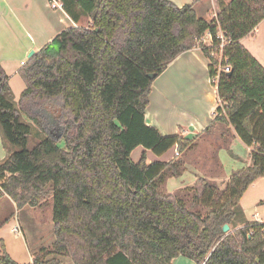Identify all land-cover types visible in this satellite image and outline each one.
I'll return each instance as SVG.
<instances>
[{"label":"trees","instance_id":"obj_1","mask_svg":"<svg viewBox=\"0 0 264 264\" xmlns=\"http://www.w3.org/2000/svg\"><path fill=\"white\" fill-rule=\"evenodd\" d=\"M60 3L74 23L86 17L90 24L63 30L27 60L17 71L25 87L16 105L0 63V137L12 150L0 164V199L17 209L50 199L54 242L46 254L71 264H171L179 256L264 264V223L232 230L243 195L264 178V67L240 43L264 20V0H229L209 22L193 5L167 0ZM206 32L214 45L223 34L230 72H220L218 57L199 43ZM197 47L219 101L200 135L218 130L225 144L217 153L237 136L252 148L251 165L224 188L197 177L183 195L169 194L167 181L182 176L199 135L163 136L146 125L145 110L154 80ZM33 127L42 135L35 143ZM138 147L157 157L175 148L177 156L148 163L143 153L134 163ZM0 244V264H16ZM31 264L60 262L35 257Z\"/></svg>","mask_w":264,"mask_h":264},{"label":"crops","instance_id":"obj_2","mask_svg":"<svg viewBox=\"0 0 264 264\" xmlns=\"http://www.w3.org/2000/svg\"><path fill=\"white\" fill-rule=\"evenodd\" d=\"M47 1L50 3V0H42V9L48 8ZM55 1L60 3V0ZM167 1H170L177 7L191 4L198 17L209 22L216 17L220 7L225 5L229 0ZM27 2L28 0H0V63L8 77L7 83H9L10 77H12L9 76L7 70L13 71L14 73L12 75H17V70L26 63L22 59L30 49H33L34 52L39 51L63 30L77 26L82 18H79L78 22L74 23L65 11H59L62 15L59 19L61 27L57 28L59 25H57L54 20L55 24L48 25V31L41 28V32L34 33L35 36L27 33L28 41L25 43L26 45L21 46V36H18L17 33H20L24 23L29 21V16L27 20H25L24 16L21 17L19 13L21 9L19 6L22 5L24 7ZM29 2L33 1L29 0ZM26 8L28 9V6ZM22 12L25 14L30 13L23 10ZM208 13H214V18L207 20L205 15ZM55 14L57 15L58 13ZM35 17L39 21V16L36 15ZM33 20L35 19L33 18ZM88 24H90V22H88ZM263 32L264 20L261 21L248 36L243 38L240 43L264 67V53H259L255 47L256 43L260 40L259 36ZM6 44L8 47H6ZM206 65L207 62L202 57L201 53H197L194 49L182 53L167 66L163 73L159 75L152 84L149 104L145 110V123L147 126L155 127L163 136L181 134L185 138L193 139L201 134L212 122V113L217 102V93L215 88L211 85ZM157 83L159 84L158 86ZM251 149L252 148L244 145L241 140L234 135L228 151L226 149L221 151L228 153L234 161L242 163L241 165L246 168L251 165L249 157ZM173 150H175V148L172 149V152ZM165 155L166 154L161 156L159 161H163L162 157ZM7 156L2 158L0 162L2 163ZM153 161L152 159H147L149 163ZM260 184L264 186V178L256 180L248 190H255ZM245 194L239 203L241 211L235 220L232 230L242 228L248 222L264 223V215L258 212L261 207H248L243 205L242 200ZM6 198L10 204H13L10 198L7 196ZM258 202L263 204L264 200H259ZM261 216L263 218H261ZM171 264L195 263L187 258L179 256L175 258Z\"/></svg>","mask_w":264,"mask_h":264},{"label":"rangeland","instance_id":"obj_3","mask_svg":"<svg viewBox=\"0 0 264 264\" xmlns=\"http://www.w3.org/2000/svg\"><path fill=\"white\" fill-rule=\"evenodd\" d=\"M32 1L33 2H29L28 0L24 7L22 5L19 6L21 9H19L21 17L24 16L25 20H27L29 16V21H27V23L25 22L24 26L21 27V32L17 33L18 36H21V46L26 45L25 43H27L28 41L27 33L35 36L34 33L41 32V28L45 29V31H48V25L55 24L54 20L57 25H59L57 28L61 27L59 24V19L62 15L59 12V9H52L48 1V8L42 9V0ZM27 6L28 9L26 8ZM22 10L28 11L30 13L25 14L24 12H22ZM55 13L58 14L56 15ZM36 15L39 16V21L36 19ZM213 16L214 13H208L205 15V18L207 20H210L211 18H214ZM33 18L35 20H33ZM88 22H90L88 18L82 17L80 22L78 23V26H86L88 25ZM259 37L260 40L256 43L255 47L257 48L259 53H264V32ZM6 47H8L7 44ZM32 51L33 49H30L29 52L24 55L25 57H23L22 59L24 62H27L28 54ZM196 51L200 54V50L197 49ZM205 61L207 62V59H205ZM7 71L9 76H12L10 77V81L8 83L11 90V102L16 105L25 85L18 74L12 75L14 73L13 71ZM158 83L157 86L159 85ZM216 101V105H219L218 98L216 99ZM21 120L29 124L28 119H26L24 116H22ZM32 132V143H35L39 138L42 137V135L35 127H33ZM223 144L225 143H221V140L218 137L217 129H214V131L209 134L199 135L197 138V146L188 153L182 176L178 179H169L165 185L164 191L169 194L181 193L183 195L186 189L188 190L192 188L197 177H206L215 182L218 187L224 188L228 177L234 172H237L238 170L245 167L241 165L242 163L234 161L228 155V153L221 151L223 149L219 151L220 153H217V146ZM229 147L230 144L228 145V148ZM226 150L228 151V149ZM11 151L12 150L10 149V147L5 146L0 137V160L9 155ZM143 153H145L146 160L152 159L154 161H159V159L161 158L155 156L151 151H147L142 147H138L132 152L131 160L134 163H137ZM176 153V149L173 150V152L172 150H170L164 157H162L163 161L161 162L170 161L174 156H177ZM216 154L221 166L212 164V159L215 158L214 156ZM259 200H264V186H262L261 184L255 190H248L242 200V203L243 205L248 207H261L259 208L258 212L264 215V203L260 204L258 202ZM46 203L47 204L43 206V208H31L29 206H25L21 209H17L16 206H14V203L10 204L6 196H3L0 199V241L3 242L6 254L14 263L31 264L32 260L35 257H39L46 261L55 259L59 261L60 264H71V261L68 258L46 254L54 242L50 199L47 200ZM261 218L263 217L261 216ZM15 228H18L17 232L13 231V229ZM2 255L3 251L0 244V257H2Z\"/></svg>","mask_w":264,"mask_h":264},{"label":"built area","instance_id":"obj_4","mask_svg":"<svg viewBox=\"0 0 264 264\" xmlns=\"http://www.w3.org/2000/svg\"><path fill=\"white\" fill-rule=\"evenodd\" d=\"M50 7L52 9H59L60 11H63L61 4L57 3L55 0H50ZM216 38L219 40V43L217 45H214L212 36L210 35V33L206 32L203 36L200 37L198 41L202 46L210 48L212 50V56L218 57V70L223 73H228L230 72V67L227 63H224V59L222 58V49L225 46L223 34L221 32H218ZM197 49L200 50L201 47L195 48V50ZM13 231L17 232L18 228L13 229ZM202 264H205V262H203Z\"/></svg>","mask_w":264,"mask_h":264},{"label":"water","instance_id":"obj_5","mask_svg":"<svg viewBox=\"0 0 264 264\" xmlns=\"http://www.w3.org/2000/svg\"><path fill=\"white\" fill-rule=\"evenodd\" d=\"M34 51H32V52H30L29 54H28V59L30 58V57H32L33 55H34ZM148 77L150 78V79H155V75H153V74H149L148 75ZM222 231H223V233H228L229 232V227L227 226V225H224L223 226V228H222Z\"/></svg>","mask_w":264,"mask_h":264}]
</instances>
